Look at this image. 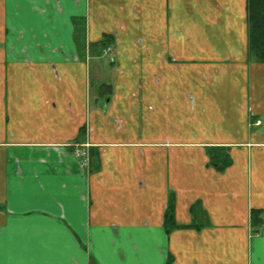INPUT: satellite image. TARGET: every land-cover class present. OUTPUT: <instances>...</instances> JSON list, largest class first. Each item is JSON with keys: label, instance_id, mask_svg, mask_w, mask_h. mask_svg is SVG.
<instances>
[{"label": "crops", "instance_id": "obj_1", "mask_svg": "<svg viewBox=\"0 0 264 264\" xmlns=\"http://www.w3.org/2000/svg\"><path fill=\"white\" fill-rule=\"evenodd\" d=\"M246 5L0 0V264H264Z\"/></svg>", "mask_w": 264, "mask_h": 264}, {"label": "trees", "instance_id": "obj_2", "mask_svg": "<svg viewBox=\"0 0 264 264\" xmlns=\"http://www.w3.org/2000/svg\"><path fill=\"white\" fill-rule=\"evenodd\" d=\"M247 26H248V57L254 62H264V0H247ZM210 162L219 169H224L229 164L228 153L223 150L209 148ZM94 166V163H90ZM173 213L172 202L169 204L166 216L170 218ZM251 225H258L262 219L259 209H251ZM168 221V219H167ZM169 222V221H168ZM171 223V222H169Z\"/></svg>", "mask_w": 264, "mask_h": 264}, {"label": "rangeland", "instance_id": "obj_3", "mask_svg": "<svg viewBox=\"0 0 264 264\" xmlns=\"http://www.w3.org/2000/svg\"><path fill=\"white\" fill-rule=\"evenodd\" d=\"M110 56L108 55H103L101 60H98L100 61L101 63V72L99 74L96 73V69L94 68V63L92 61L91 63V66H89L88 70H89V82H90V87H91V94L95 95L98 93V91H104L105 90V87H101L99 90L97 89H94L96 87V81L97 79L99 80H103V81H108L111 77V74H112V70L111 68L107 65V63L110 62ZM98 69V67H97ZM93 89V90H92ZM76 153V152H75ZM80 158H82L83 155H80V154H77Z\"/></svg>", "mask_w": 264, "mask_h": 264}, {"label": "built area", "instance_id": "obj_4", "mask_svg": "<svg viewBox=\"0 0 264 264\" xmlns=\"http://www.w3.org/2000/svg\"><path fill=\"white\" fill-rule=\"evenodd\" d=\"M75 152L77 154L83 155L86 158V160H87L88 153H87V150H85L83 147L82 148L81 147H77Z\"/></svg>", "mask_w": 264, "mask_h": 264}]
</instances>
